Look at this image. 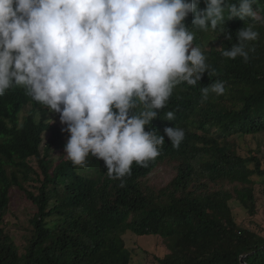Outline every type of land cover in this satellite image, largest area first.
<instances>
[{
	"label": "trees",
	"instance_id": "1",
	"mask_svg": "<svg viewBox=\"0 0 264 264\" xmlns=\"http://www.w3.org/2000/svg\"><path fill=\"white\" fill-rule=\"evenodd\" d=\"M205 6L200 0L199 7ZM254 7L255 21L226 19L231 41L190 25L193 16L186 17L209 74L195 86H174L145 126L165 136L160 155L148 167L133 162L123 186L109 178L102 158L90 156L85 167H73L64 152V125L48 120L49 111L22 90L0 96V264H132L128 232L166 240L169 253L156 258L159 264H264V229L243 226L230 204L236 200L256 215V185L264 184V150L242 154L237 141L264 136V0ZM249 23L260 32L249 60L223 57L217 47L231 48L237 30ZM215 80L224 82V94L210 92L204 100L201 88ZM144 110L140 106L136 114ZM168 111L173 121L164 120ZM175 126L185 131L178 148L163 131ZM56 154H62L59 160ZM163 165L173 168V177L156 183ZM13 189L37 207L22 246L6 229Z\"/></svg>",
	"mask_w": 264,
	"mask_h": 264
},
{
	"label": "clouds",
	"instance_id": "2",
	"mask_svg": "<svg viewBox=\"0 0 264 264\" xmlns=\"http://www.w3.org/2000/svg\"><path fill=\"white\" fill-rule=\"evenodd\" d=\"M203 2L201 9L200 0H0V96L20 89L58 114L61 131L69 134L64 152L72 166L102 158L109 178L123 186L133 162L148 167L160 155L165 136L145 126L174 86H195L209 74L186 17L228 41L226 19L258 18V0ZM236 37L231 48H217L223 57L247 62L260 32L249 23ZM210 92L223 95L224 82L202 87V98ZM140 106L145 110L137 115ZM164 120L173 121L174 113ZM163 131L174 148L185 138L176 126Z\"/></svg>",
	"mask_w": 264,
	"mask_h": 264
},
{
	"label": "rangeland",
	"instance_id": "3",
	"mask_svg": "<svg viewBox=\"0 0 264 264\" xmlns=\"http://www.w3.org/2000/svg\"><path fill=\"white\" fill-rule=\"evenodd\" d=\"M26 116L25 112L21 114V121ZM48 120H59V115L49 112ZM68 136L66 137L67 141ZM238 151L242 154H247L250 149L262 148L264 150V136L258 134L256 136H246L239 138ZM62 154H56L55 158L59 160ZM174 170L171 166L163 165L155 174V182H168L173 177ZM258 179V178H257ZM257 198V214L249 215L242 209L236 200H232L230 204L234 208V214L238 221L245 227L264 229V184L260 181L256 185ZM37 212L36 205L29 200L26 194L13 189L11 193V202L9 210L6 213V229L13 236L17 244L23 245L25 235L28 234L30 220ZM126 246L132 251V264H159L157 257H163L169 253L167 242L164 238L156 235L138 236L132 232H128L125 236Z\"/></svg>",
	"mask_w": 264,
	"mask_h": 264
}]
</instances>
